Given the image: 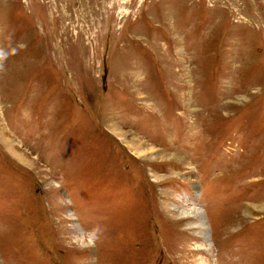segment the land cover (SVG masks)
<instances>
[{
    "label": "rangeland",
    "instance_id": "374dc122",
    "mask_svg": "<svg viewBox=\"0 0 264 264\" xmlns=\"http://www.w3.org/2000/svg\"><path fill=\"white\" fill-rule=\"evenodd\" d=\"M0 264H264V0H0Z\"/></svg>",
    "mask_w": 264,
    "mask_h": 264
},
{
    "label": "bare ground",
    "instance_id": "6f19581e",
    "mask_svg": "<svg viewBox=\"0 0 264 264\" xmlns=\"http://www.w3.org/2000/svg\"><path fill=\"white\" fill-rule=\"evenodd\" d=\"M140 146H142V145H140ZM140 148H142V147H140ZM152 150V149H151ZM150 150V151H151ZM194 212H195V214H196V216H198L200 219H203L202 218V215L200 214V210H197V209H194ZM192 213V212H191ZM197 228L199 229V231H201V233H202V235H203V237L206 239V236H207V225L203 222V221H201L200 222V224L197 226ZM206 243H207V241H205ZM209 244V243H208ZM211 245V244H210ZM209 245V246H210ZM204 251V250H203Z\"/></svg>",
    "mask_w": 264,
    "mask_h": 264
}]
</instances>
